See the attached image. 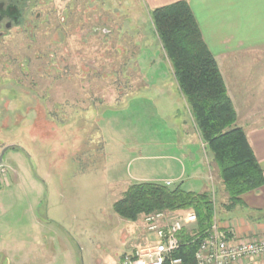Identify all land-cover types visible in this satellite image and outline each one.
<instances>
[{
  "label": "rangeland",
  "instance_id": "1",
  "mask_svg": "<svg viewBox=\"0 0 264 264\" xmlns=\"http://www.w3.org/2000/svg\"><path fill=\"white\" fill-rule=\"evenodd\" d=\"M36 2L37 26L0 39V154L17 147L4 152L0 190L11 188L0 198L27 191L48 199L78 264H113L128 251L145 235L142 216L122 220L113 203L131 184L173 176L182 179L170 187L210 195L217 225L245 222L264 235V211L225 208L193 120L186 115L181 123L176 92L158 85L175 86L172 67L140 2ZM48 228V245L58 249L56 235L64 233Z\"/></svg>",
  "mask_w": 264,
  "mask_h": 264
},
{
  "label": "trees",
  "instance_id": "2",
  "mask_svg": "<svg viewBox=\"0 0 264 264\" xmlns=\"http://www.w3.org/2000/svg\"><path fill=\"white\" fill-rule=\"evenodd\" d=\"M148 16L172 67L176 98L180 100L175 114L181 123L186 121V115L193 120L208 155V166L216 170L224 188L228 201L225 208L232 210L242 203L244 194L264 185V174L243 129L235 124L236 112L216 62L185 1L154 9ZM214 208L207 192L195 193L180 184L170 187L154 181L129 185L112 205L113 212L128 222L153 212L193 211L197 236L211 226ZM198 241L196 236L181 235V245L173 257L180 258L183 264H194Z\"/></svg>",
  "mask_w": 264,
  "mask_h": 264
},
{
  "label": "crops",
  "instance_id": "3",
  "mask_svg": "<svg viewBox=\"0 0 264 264\" xmlns=\"http://www.w3.org/2000/svg\"><path fill=\"white\" fill-rule=\"evenodd\" d=\"M135 1L127 0L126 4L134 5L137 3ZM138 1L148 15L154 9L176 2L185 1L188 4L235 109V124L243 129L264 174V0ZM158 85L166 91L176 92L174 85ZM174 96H177L176 93ZM164 101H167V97ZM200 163L205 180L207 175L201 158ZM181 179L182 176L172 177L174 183ZM13 181L15 189L21 185L19 178ZM10 188L0 192L8 193ZM37 190L40 191V187ZM241 202L251 212H263L264 185L244 194ZM50 204L48 199L29 196L27 191L0 198V264H78L72 249L63 247L69 241L66 240V233L70 234L65 232L60 221L52 218ZM61 204L63 206L64 203ZM61 210L62 207L57 209L58 212ZM52 224H56L64 233V237L56 235L58 249L48 245V240L53 237H50L48 226ZM229 225L238 235L249 234L250 228L252 232L254 229L252 224L248 228L245 222L239 221L230 222ZM259 228L256 227L258 231ZM11 251L15 254L12 260L9 257ZM119 258L110 261L115 264Z\"/></svg>",
  "mask_w": 264,
  "mask_h": 264
},
{
  "label": "built area",
  "instance_id": "4",
  "mask_svg": "<svg viewBox=\"0 0 264 264\" xmlns=\"http://www.w3.org/2000/svg\"><path fill=\"white\" fill-rule=\"evenodd\" d=\"M6 175V168L0 164V179ZM171 184L164 182L166 186ZM196 222L193 211H159L142 216L145 235L130 243V249L115 264H183L180 258L173 257L183 234L199 240L194 264H264V235L259 231L238 235L230 223L221 226L212 222L197 236ZM147 234H153L157 241H149Z\"/></svg>",
  "mask_w": 264,
  "mask_h": 264
},
{
  "label": "flooded vegetation",
  "instance_id": "5",
  "mask_svg": "<svg viewBox=\"0 0 264 264\" xmlns=\"http://www.w3.org/2000/svg\"><path fill=\"white\" fill-rule=\"evenodd\" d=\"M37 6L36 0H0V39L12 29L35 28L41 18Z\"/></svg>",
  "mask_w": 264,
  "mask_h": 264
},
{
  "label": "water",
  "instance_id": "6",
  "mask_svg": "<svg viewBox=\"0 0 264 264\" xmlns=\"http://www.w3.org/2000/svg\"><path fill=\"white\" fill-rule=\"evenodd\" d=\"M7 150V148H5L2 152H1V154H0V164H2V162H3V156H4V152Z\"/></svg>",
  "mask_w": 264,
  "mask_h": 264
}]
</instances>
